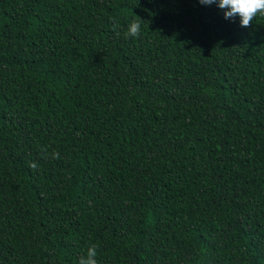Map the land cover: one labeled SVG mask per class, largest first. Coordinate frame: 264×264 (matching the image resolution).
Segmentation results:
<instances>
[{
    "label": "trees",
    "instance_id": "obj_1",
    "mask_svg": "<svg viewBox=\"0 0 264 264\" xmlns=\"http://www.w3.org/2000/svg\"><path fill=\"white\" fill-rule=\"evenodd\" d=\"M93 244L98 264H264V15L0 0V264Z\"/></svg>",
    "mask_w": 264,
    "mask_h": 264
},
{
    "label": "clouds",
    "instance_id": "obj_2",
    "mask_svg": "<svg viewBox=\"0 0 264 264\" xmlns=\"http://www.w3.org/2000/svg\"><path fill=\"white\" fill-rule=\"evenodd\" d=\"M199 2L204 5L217 4L220 9L224 10L225 19L234 20L238 16L242 27H250L251 22L258 15H264V0H199ZM140 28V23L133 21L125 33L126 37H138ZM43 151L46 153L47 149L45 148ZM52 158L59 159V151H53ZM29 167L35 171L37 165L33 162L29 164ZM96 256L97 245L93 244L88 247L86 255L79 258V264H98Z\"/></svg>",
    "mask_w": 264,
    "mask_h": 264
}]
</instances>
